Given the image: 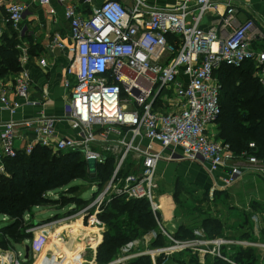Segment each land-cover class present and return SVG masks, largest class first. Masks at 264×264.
<instances>
[{"label": "built area", "instance_id": "built-area-1", "mask_svg": "<svg viewBox=\"0 0 264 264\" xmlns=\"http://www.w3.org/2000/svg\"><path fill=\"white\" fill-rule=\"evenodd\" d=\"M87 1L92 9L89 15L78 12L74 4H64L65 18L70 21V44L59 34L49 44L51 49L60 48L71 54L64 80L69 90V113L64 117L76 135L60 134L56 119L44 115L3 122L0 174L8 175V158L20 153L30 155L37 146L57 154L78 151L86 161L95 164H105L113 158L112 176L102 186L92 185L98 187V193L79 211L89 226L100 229L104 222L99 215L117 197L148 200L157 216L156 178L162 160H203L211 171L227 167L230 172L224 178L226 186L242 176L243 168L235 163L239 157L229 144L215 139L213 126L221 114L222 89L215 72L224 64L240 67L253 62L264 88V47L253 44L255 39L264 40V31L254 20L240 21L238 17L240 8L248 5L249 0H179L165 7L152 5L148 0H103L99 5L95 4L97 0ZM40 2L50 5L51 0ZM26 11L23 3L9 4L8 23L18 30ZM49 13L56 11L50 8ZM209 14H215L219 20L217 25L205 29L202 24ZM3 33L0 28V44ZM28 60L27 49L22 48L21 70L11 86L14 99L10 98L7 83L1 82L0 109L7 110L12 117L24 106L41 103L31 99ZM41 64L46 66L47 61L42 58ZM17 141L25 144L17 145ZM255 146L250 143V148ZM133 157L138 160L136 165L130 163ZM240 158L255 165L261 161L247 152ZM25 219L27 223L33 222L30 213ZM46 231L44 225L28 226L26 233L32 237L21 243L22 249L6 255L4 264H27L30 258L40 255L49 241ZM194 233L198 247L214 244V254L226 260L221 254L222 246L230 249L244 243L208 239L201 228ZM168 236L176 243L172 248L184 250L193 243ZM143 242L129 241L109 264H124L145 254L155 259L167 249H160L155 256L139 248ZM90 261L96 264L94 258Z\"/></svg>", "mask_w": 264, "mask_h": 264}, {"label": "trees", "instance_id": "trees-1", "mask_svg": "<svg viewBox=\"0 0 264 264\" xmlns=\"http://www.w3.org/2000/svg\"><path fill=\"white\" fill-rule=\"evenodd\" d=\"M17 35L18 33L13 29L11 36H4V43L0 46V76L21 70ZM215 75L222 84L217 138L229 144L236 157H241L243 152H247L264 158V88L255 76L254 63L246 62L240 67L224 64L216 70ZM251 142L255 143V148H250ZM91 166L94 168L93 172L89 171L90 164L78 151L57 154L40 146L35 147L30 155L20 153L14 158H8L6 160L8 175L0 174V215L12 218L11 223L3 228L4 241L10 242L17 249L16 245L20 246L23 241L32 237V234L26 233V229L36 223H27L26 214L32 212L36 206L52 202L48 194L53 190L70 185L74 180L102 186L110 179L115 168L113 158H109L105 164L93 163ZM78 187L73 184L74 189ZM175 196H179L178 192ZM63 198H69V196ZM209 200V193L205 192L197 201L200 204L207 203L208 209L211 210V203H214L215 199L212 200L213 202ZM54 202L57 201L54 200ZM69 202L71 205L74 204L77 210L90 201L79 195L71 197ZM80 205L82 207L79 208ZM201 208L200 206L198 209L189 207V210L184 213V217L186 216L187 219L190 217L192 220L190 224L184 222L178 225L175 232L177 239L194 238V230L200 227L204 229L208 238L225 236L222 219L211 216L210 213L204 217V211ZM99 218L110 228L104 232L103 242L98 248V264L114 260L119 253V248L127 241L153 231L157 233V239L153 244L156 246L166 244H162L165 238L159 226L160 213L158 212L157 216L154 215L148 200L114 198L104 208ZM199 220L200 225L196 224ZM245 223L247 220L242 222L244 225ZM261 233L264 240V227ZM227 237L233 238V235ZM185 252L188 253L189 250ZM185 252L176 254L177 259L184 257ZM222 253L235 264H257L259 260L255 250L238 245H232L230 249L225 247ZM203 255L197 252L188 259L180 261L183 264H202L203 261L205 264H212L208 254ZM162 259L163 256H158L155 262L161 264ZM28 262H31V258ZM233 262L218 256L213 257V264H234ZM130 264H154V261L150 256L143 255L131 260Z\"/></svg>", "mask_w": 264, "mask_h": 264}, {"label": "crops", "instance_id": "crops-1", "mask_svg": "<svg viewBox=\"0 0 264 264\" xmlns=\"http://www.w3.org/2000/svg\"><path fill=\"white\" fill-rule=\"evenodd\" d=\"M102 1L97 0L95 4L99 5ZM148 1L152 5L165 7L174 5L179 0ZM13 2L23 3L27 6V11L18 30L7 21V7ZM66 3L76 5L78 12L81 14L89 15L91 13L92 9L87 0H51L50 5L41 4L40 0H0V28L4 32L0 46L4 43V36H11L13 29L18 33L16 38L18 40L19 55L22 48L27 49L29 55L26 68L32 78L31 99L41 102L40 105L24 106L13 117L7 110L0 109V124L11 118L21 121L44 115L56 119V128L60 134L67 136L76 135V131L70 127L66 117H64L69 113V90L65 88L64 80L71 54L67 50L60 48L51 49L49 46L50 41L56 34H59L65 43L70 44L71 42L70 21L64 15V4ZM50 8H54L56 14L49 13ZM238 17L240 21L247 19L254 20L257 27L264 31V0H249L248 5L240 8ZM218 20L219 18L215 14H209L204 20L202 27L208 29L211 26L217 25ZM253 44L257 48H262L264 47V40L255 39ZM42 58L47 61L46 66L41 64ZM18 73L10 72L6 76H0V94L2 90L1 82H4L5 84L7 83L6 88L9 91L10 98H15L13 87L11 86ZM214 127L213 131L217 135L219 130ZM27 139L30 140L31 136ZM215 139L222 141L218 138ZM24 144L25 141H17V145L21 146ZM156 148L158 149V146ZM239 158H236L235 163H238L243 168L244 174L227 186L224 181V178L230 172V169L227 167L211 171L209 164L203 160L187 161L173 159L161 161L158 165L156 179L159 184V213L161 219L165 220V225L169 228L172 225L171 220L174 219V222L175 216L178 215L175 204V193L179 191L180 186L182 189L187 188L189 190L190 186H195L196 191L202 192V195L208 192L209 199H215V208L225 207L230 213L240 214L243 220L247 219L245 217H249V211H251V216H259L257 212H254L257 209L260 210L261 216L264 217V158L258 157L261 160L259 165L250 163L247 158ZM137 161L134 157L130 159L131 165H136ZM91 200L89 201L91 202ZM189 200L188 202H190ZM187 205L192 206L193 203H188ZM46 207L36 206L35 208ZM49 208L53 210L49 219H53L58 215V211L56 212L52 207ZM30 213L32 221L38 222L39 226H43L44 222L49 220L39 221L33 210ZM218 213L219 217L222 216L220 208L218 209ZM78 219L83 221L81 216ZM61 225L63 223H60L59 226ZM45 228L47 229V226ZM46 232H49L48 229ZM152 233L146 234L145 237L148 238Z\"/></svg>", "mask_w": 264, "mask_h": 264}, {"label": "rangeland", "instance_id": "rangeland-1", "mask_svg": "<svg viewBox=\"0 0 264 264\" xmlns=\"http://www.w3.org/2000/svg\"><path fill=\"white\" fill-rule=\"evenodd\" d=\"M214 128L218 129V125L216 124ZM218 134L217 135L215 134V138H217ZM88 163L90 164L89 171L93 172L94 168L93 166H91L93 162L90 161ZM73 184L78 185L79 187L77 189H74ZM194 187L195 186H190L189 187L190 190L187 188L182 189L181 186L179 187V191H178L179 196H176V200H175L176 208L178 210V215L175 216L174 222H173L174 219L171 220L172 225L169 226L168 228L165 225L164 219H161L160 221L159 226L161 228L162 235L165 238L164 241H162V244L166 243L165 245L168 244L167 246L154 245L153 242L155 239H157V237H155L154 234H151V236H149L150 238L148 237L147 240L144 238L145 236L144 235L142 237L141 236L137 238L135 237V239H132L130 241L144 240V242L140 244L139 248L142 249V251H145V253L147 252L155 253V256H157V253L159 254L160 249L167 248L164 253H160L158 255V256H163L161 264H174L173 262H175V264H183L180 260L188 259L189 257L193 256V254H196L197 252L201 253V256L202 254H204L203 256H206L208 254V257L211 258L209 261H211V263L213 264V257L217 256L214 254V248H215L214 244H209V246H205V247H202V246L198 247L196 245L198 244V242L196 241L197 235L194 233V238L181 239V240L193 241L191 246L182 250L180 249V247L172 248L173 245H176V243L168 235L176 239L175 232L177 230L176 228H178V225L184 222H187L189 224L191 223L190 220L192 219H190L189 216H188L189 219H187L186 216L184 217V213L187 210H189V207L194 208V209H198L199 206L202 207L201 210L204 211V217L207 216V213L208 214L210 213L211 216L219 217L218 209L220 208L221 213H222L221 214L222 216H220V218L222 219V222L225 227L224 228L225 236L216 237L214 239H219V238L231 239V238H228L227 236L233 235V239H236L235 241L244 242V243H238L237 244L238 246H241L247 249H252V250H255V252H257V257L259 258L257 264H264V246H263L264 240H263L262 233H261V229L264 227V217L261 216L260 210L257 209L254 211V212H257L259 216H251L250 215L251 211H249V217H245L247 218L246 219L247 223H245L244 225L242 224V222L244 221L243 217L240 214L233 213V212L230 213V211L227 210L225 207L215 208L214 203H211V206H212L211 210L208 209L209 206L207 203L200 204L199 201L197 200L202 198L203 196L202 192H197ZM82 191L84 192L81 197L91 200L94 194L98 193V187L96 186L95 188H92V185H90L89 183H85L82 180H74L70 183V185L68 184V185L62 186L61 188L55 189L52 192H50L48 194V197L53 198L52 199L53 201L47 202L41 205V206H47L46 208L33 209V212H35L37 219L39 221H46L47 219L50 218L51 213H53V210L49 207H52L53 209H55L56 212L58 211L57 212L58 215H56L55 218L49 219L47 222H44L45 224L43 225L47 226V229L49 231L48 232L49 241L46 244L44 251L40 255H37L35 257L33 256L31 258V262H28L27 264H31L33 261L34 262L37 261L36 264H39L42 261H45V263H48V264H89L88 261L92 260L93 258L96 261L95 263L98 264L97 262L98 248L100 244H102L103 242L104 232L108 231L110 227L107 223H104V228L100 229L97 227L89 226V224L86 222V218L83 219L81 217L83 221H80L81 219H78V217H80V214H79L80 209L76 210V207L74 206V204L71 205L69 201L71 197H78L79 195H81ZM64 196L66 197L69 196V198H63ZM55 198L57 201L56 203L54 202ZM189 199H191L193 202H191V200ZM188 200L190 202H188ZM209 201L213 202L211 199ZM188 203H193V205L189 206L187 205ZM78 207L80 208L82 207V205ZM200 220L197 221L196 224L200 225L201 224ZM11 221H12V218H10L9 216L0 215V264H4V262L7 261L8 256L6 255H10L11 253H14L16 250L14 245H12L10 242H5L4 241L5 239H3L4 238L3 228L7 226L8 224H10ZM60 223H63V225H61L62 227L59 226ZM78 228H80L81 230ZM200 228L203 229L202 227ZM153 232L157 234L156 231H153ZM127 235L129 234L127 233ZM208 239H211V238H208ZM128 242L129 241H127V243ZM124 245H122V247L119 248L118 250L119 253L122 251V248L124 247ZM16 247H18V249H22V246L16 245ZM225 247L227 246H222L221 254L225 256L226 258H228L227 261L230 260L229 262H233L227 255L222 253V250ZM187 250H189L188 253L185 252ZM180 252H185L186 255H184V257H182L181 259H177L176 254ZM145 255L152 257L150 254H145ZM117 256L118 255H116V257ZM155 260L156 258L153 259L154 264H157ZM112 261L113 260L107 263H104V264H109ZM130 262L131 260L126 261L124 264H130ZM233 263L235 264V262ZM202 264H205V262L203 261Z\"/></svg>", "mask_w": 264, "mask_h": 264}, {"label": "water", "instance_id": "water-1", "mask_svg": "<svg viewBox=\"0 0 264 264\" xmlns=\"http://www.w3.org/2000/svg\"><path fill=\"white\" fill-rule=\"evenodd\" d=\"M36 224H38V222H36ZM30 255V247L29 245L26 246V258H29Z\"/></svg>", "mask_w": 264, "mask_h": 264}, {"label": "bare ground", "instance_id": "bare-ground-1", "mask_svg": "<svg viewBox=\"0 0 264 264\" xmlns=\"http://www.w3.org/2000/svg\"><path fill=\"white\" fill-rule=\"evenodd\" d=\"M78 229H80V228H78ZM81 230V229H80ZM82 232V231H81ZM79 236H80V234H79ZM66 250V249H65Z\"/></svg>", "mask_w": 264, "mask_h": 264}]
</instances>
